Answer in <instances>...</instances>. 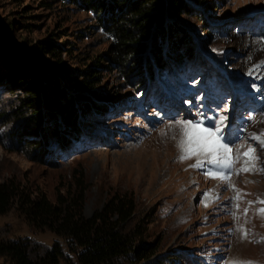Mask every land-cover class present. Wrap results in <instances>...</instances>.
<instances>
[{
    "label": "rangeland",
    "instance_id": "obj_1",
    "mask_svg": "<svg viewBox=\"0 0 264 264\" xmlns=\"http://www.w3.org/2000/svg\"><path fill=\"white\" fill-rule=\"evenodd\" d=\"M182 2L185 13L169 19L168 28L183 30L190 51L179 60L166 58L172 52L167 31L157 40L165 67L154 65L149 54V64L126 76L104 59L110 36L101 16L73 0H0V25L14 26L15 43L32 47L52 40L60 46L58 57L44 58L63 70L69 83L100 60L103 93L96 107L79 99L82 130L76 136L64 137L60 119L47 118L35 139L46 152L40 157L23 143L32 140L20 117L23 93L0 85V185L13 184L32 200L44 195L52 204L58 199L71 207L82 204L85 218L108 202L128 205L123 233L136 246L156 251L149 260L110 264H264V215L258 213L264 208L259 203L264 172L232 175L234 188L206 177L207 168L220 169L207 162L205 168L190 167L201 156L179 161L182 133L174 123L212 126L215 118L225 141H245L244 146L254 145L251 134L264 132V0ZM63 82L76 95L75 85ZM221 116L227 119L221 122ZM63 138L69 139L67 146H61ZM255 155L264 167V150L256 147ZM234 189L239 200L231 199L238 194ZM24 240L33 261L59 243L64 257L76 264L64 238L30 226L14 204L0 216V242ZM0 264L12 263L0 257Z\"/></svg>",
    "mask_w": 264,
    "mask_h": 264
},
{
    "label": "trees",
    "instance_id": "obj_2",
    "mask_svg": "<svg viewBox=\"0 0 264 264\" xmlns=\"http://www.w3.org/2000/svg\"><path fill=\"white\" fill-rule=\"evenodd\" d=\"M73 1L104 19V27L110 36L109 53L104 59L112 66L120 67L125 75L132 76L143 64H149V54L154 65L164 68L166 59L157 40H162L168 32L172 52L166 58L171 59L174 55L179 60L184 52L190 51L183 30L177 25L168 28L169 19L185 13L182 0ZM13 33L14 26L0 25V85L6 84L5 87L23 93L19 99L20 117H23L25 137L32 139L23 143L44 157L46 152L35 139L40 137L46 120L57 123L60 119L64 137L70 138L82 130L77 115L79 99L84 98L91 107L102 105L99 100L103 94L99 90L101 71L98 70L102 64L100 60L94 62L81 72L79 80L71 81L76 94L72 95L63 82L66 80V86L70 87L69 77L53 66L50 59L44 58L58 57L60 46L52 40L41 41L32 47L22 46L13 41ZM148 70L151 72L150 68ZM51 132L58 135L55 127ZM69 142L68 138H63L61 146H67ZM58 202L52 204L44 195L32 200L13 184L0 185V216L6 215L16 204L30 226L64 238L76 264H110L121 259L141 262L154 256L155 249L144 243L136 246L123 233L121 227L131 216L132 208L128 205L108 202L90 218H85L82 204L71 207L60 199ZM31 251L28 240L0 242V257L8 258L12 264H72L64 257L59 243H54L38 261L30 258Z\"/></svg>",
    "mask_w": 264,
    "mask_h": 264
},
{
    "label": "snow or ice",
    "instance_id": "obj_3",
    "mask_svg": "<svg viewBox=\"0 0 264 264\" xmlns=\"http://www.w3.org/2000/svg\"><path fill=\"white\" fill-rule=\"evenodd\" d=\"M226 116L219 117V120L223 122L226 120ZM176 125L181 126L182 138L178 144L181 150V155L178 157L179 161L191 159L193 156H201L203 159L198 160L195 164L190 165L193 168H205V162L214 166L219 171L213 168H207L204 172L206 177L212 179H220L228 182V186L234 188L231 185V176L233 174H240L252 171V168L248 166V162L258 159L255 155L256 147H260L264 150V132L251 134V140L254 141V145H250L247 151L240 153L238 148L243 147V144L237 145V143L229 140L225 141L220 124L213 118L212 126H205L202 121L193 120H182L178 119L174 122ZM175 139V137H173ZM237 148V152L233 155V149ZM244 160V166L237 169L235 163L241 159ZM227 170V171H225ZM259 171L264 172V167L260 168ZM237 196L232 197V200H239V190ZM210 195V193H209ZM218 198V197H217ZM250 204L253 202H249ZM264 203V201H259ZM245 209V214H247ZM258 213L264 215V208L258 209ZM235 217V213H232ZM245 236L247 235L246 230H243ZM264 240V238H262ZM231 264H252L248 261H233Z\"/></svg>",
    "mask_w": 264,
    "mask_h": 264
},
{
    "label": "bare ground",
    "instance_id": "obj_4",
    "mask_svg": "<svg viewBox=\"0 0 264 264\" xmlns=\"http://www.w3.org/2000/svg\"><path fill=\"white\" fill-rule=\"evenodd\" d=\"M243 144V147H240V148H242V150L241 151H239L240 153H243V152H245V151H247V149H248V145L247 146H244V144H245V141H241L240 143H238L237 145H239V144ZM246 145V144H245ZM239 150V149H238ZM237 152V151H236ZM236 152H233V155H235L236 154ZM246 158H244V157H241V159L239 160V161H237L236 163H235V167L237 168V169H239V168H241L242 166H244V160H245ZM256 161L255 160H252V161H249L248 162V166L249 167H251L252 168V171H250V173H254V172H256V171H258L260 168L258 167V164L257 163H255ZM233 175H235L236 177L238 176V178H239V175L240 174H233ZM241 176V175H240ZM253 178V177H252ZM257 178V177H256ZM241 179V178H240ZM242 182V181H241ZM250 183H251V181H249ZM252 184H254V182L252 183ZM251 184V185H252ZM243 185V184H242ZM241 186V185H240ZM246 187V186H245ZM251 186H249V188H250ZM240 188V187H239ZM253 192V191H252ZM211 199V198H210ZM211 204V203H210ZM238 206V205H237ZM241 207V206H240ZM235 208H236V206H235Z\"/></svg>",
    "mask_w": 264,
    "mask_h": 264
}]
</instances>
